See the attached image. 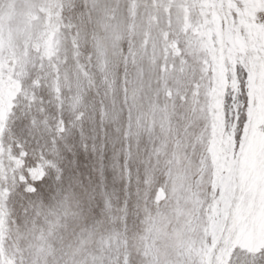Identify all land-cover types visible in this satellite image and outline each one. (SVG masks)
<instances>
[{
    "label": "snow or ice",
    "instance_id": "1",
    "mask_svg": "<svg viewBox=\"0 0 264 264\" xmlns=\"http://www.w3.org/2000/svg\"><path fill=\"white\" fill-rule=\"evenodd\" d=\"M0 264H264V0H0Z\"/></svg>",
    "mask_w": 264,
    "mask_h": 264
}]
</instances>
